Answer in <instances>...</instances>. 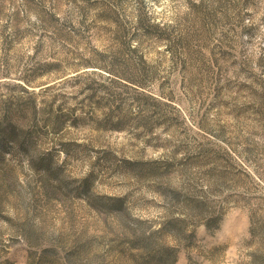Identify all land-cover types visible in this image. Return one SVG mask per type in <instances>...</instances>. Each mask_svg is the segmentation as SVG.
Wrapping results in <instances>:
<instances>
[{
  "label": "rangeland",
  "instance_id": "rangeland-1",
  "mask_svg": "<svg viewBox=\"0 0 264 264\" xmlns=\"http://www.w3.org/2000/svg\"><path fill=\"white\" fill-rule=\"evenodd\" d=\"M0 264H264V0H0Z\"/></svg>",
  "mask_w": 264,
  "mask_h": 264
},
{
  "label": "trees",
  "instance_id": "trees-1",
  "mask_svg": "<svg viewBox=\"0 0 264 264\" xmlns=\"http://www.w3.org/2000/svg\"><path fill=\"white\" fill-rule=\"evenodd\" d=\"M208 226V225H207Z\"/></svg>",
  "mask_w": 264,
  "mask_h": 264
}]
</instances>
